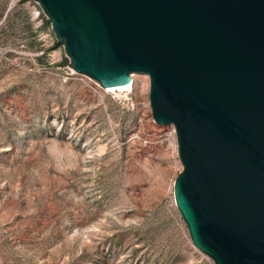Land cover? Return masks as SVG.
Wrapping results in <instances>:
<instances>
[{
	"label": "rangeland",
	"instance_id": "obj_1",
	"mask_svg": "<svg viewBox=\"0 0 264 264\" xmlns=\"http://www.w3.org/2000/svg\"><path fill=\"white\" fill-rule=\"evenodd\" d=\"M43 16L0 0V264H214L175 206L182 165L148 75L101 86Z\"/></svg>",
	"mask_w": 264,
	"mask_h": 264
},
{
	"label": "water",
	"instance_id": "obj_2",
	"mask_svg": "<svg viewBox=\"0 0 264 264\" xmlns=\"http://www.w3.org/2000/svg\"><path fill=\"white\" fill-rule=\"evenodd\" d=\"M35 1L75 71L103 87L148 75L193 245L214 264H264V0Z\"/></svg>",
	"mask_w": 264,
	"mask_h": 264
},
{
	"label": "bare ground",
	"instance_id": "obj_3",
	"mask_svg": "<svg viewBox=\"0 0 264 264\" xmlns=\"http://www.w3.org/2000/svg\"><path fill=\"white\" fill-rule=\"evenodd\" d=\"M132 74H133V73H132ZM131 83H132V82H130V83H128V84L118 85V86H110V87H108V88H111V89H119V90H121V89H125V88H127L128 86H130Z\"/></svg>",
	"mask_w": 264,
	"mask_h": 264
},
{
	"label": "built area",
	"instance_id": "obj_4",
	"mask_svg": "<svg viewBox=\"0 0 264 264\" xmlns=\"http://www.w3.org/2000/svg\"><path fill=\"white\" fill-rule=\"evenodd\" d=\"M168 127H170V128H171V130H172V133H173V134H175V129H174V126H173L172 124H170V125H168Z\"/></svg>",
	"mask_w": 264,
	"mask_h": 264
}]
</instances>
